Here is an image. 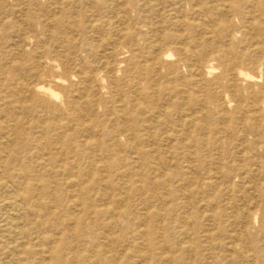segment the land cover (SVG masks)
Masks as SVG:
<instances>
[{"label":"rangeland","instance_id":"374dc122","mask_svg":"<svg viewBox=\"0 0 264 264\" xmlns=\"http://www.w3.org/2000/svg\"><path fill=\"white\" fill-rule=\"evenodd\" d=\"M0 147V264H264V0H0Z\"/></svg>","mask_w":264,"mask_h":264},{"label":"bare ground","instance_id":"6f19581e","mask_svg":"<svg viewBox=\"0 0 264 264\" xmlns=\"http://www.w3.org/2000/svg\"><path fill=\"white\" fill-rule=\"evenodd\" d=\"M158 55V54H157ZM155 56V55H154ZM156 57H159V56H156ZM32 100V99H31ZM82 125V124H81ZM9 128V127H8ZM7 128V129H8ZM63 142V141H62ZM87 142V141H86ZM5 143V142H4ZM3 146H4V144H3ZM7 147V146H6ZM4 148V147H3ZM0 149H1V147H0ZM102 149V148H101ZM3 150V149H2ZM5 151V150H4ZM74 151V150H73ZM3 152V151H2ZM76 153V152H75ZM1 154V153H0ZM8 155V154H7ZM6 155V156H7ZM49 155V154H48ZM44 156V155H43ZM1 157H2V155H0V161H1ZM74 157V156H73ZM44 159V158H43ZM45 160V159H44ZM45 162V161H44ZM48 162V161H47ZM44 164V163H43ZM75 165H77L76 163H75ZM12 168V167H11ZM90 170H92V169H90ZM94 170V169H93ZM2 172H3V170H2ZM4 172H5V170H4ZM92 172V171H91ZM0 173H1V169H0ZM26 173V172H25ZM71 173H73V172H71ZM93 173V172H92ZM94 173H95V171H94ZM4 175V174H3ZM37 175V174H36ZM69 175H70V173H69ZM5 176V175H4ZM3 177V176H2ZM38 177V176H37ZM4 178V177H3ZM0 180H1V174H0ZM38 181H40V179L38 180ZM80 184V183H79ZM81 185V184H80ZM79 185V186H80ZM8 186V185H7ZM24 186V185H23ZM25 186H27L26 184H25ZM78 185H76V187H77ZM81 187V186H80ZM79 187V188H80ZM9 189V188H8ZM18 190V189H17ZM7 193H8V190L6 191ZM1 193V192H0ZM5 193V192H4ZM12 194H13V192H11ZM10 193V195H9V193L7 194V195H4L3 193H1V195H2V199H1V195H0V201H4L5 202V204L8 206H12V208L15 206V200H16V196H13L12 194ZM81 192H79V194H80ZM16 194H17V192H16ZM18 194H20L19 192H18ZM78 194V193H77ZM83 193H81L80 195H82ZM83 196V195H82ZM81 196V197H82ZM19 197V196H18ZM52 198V197H51ZM53 199V198H52ZM2 203V202H1ZM22 203V202H21ZM3 204V203H2ZM39 206V205H38ZM17 207V206H16ZM25 207V206H24ZM15 208V207H14ZM18 208H19V206H18ZM12 210V209H11ZM14 210V209H13ZM40 210V209H39ZM94 210V209H93ZM10 211V210H9ZM15 211V210H14ZM22 211V210H21ZM72 213H74V212H72ZM16 214V213H15ZM18 214V213H17ZM17 216V215H16ZM19 216V215H18ZM43 216V215H42ZM21 217V216H20ZM79 217V216H78ZM16 218V217H15ZM77 218V217H76ZM78 219V218H77ZM9 225V224H8ZM13 226V225H12ZM20 227V226H19ZM22 228V227H21ZM20 228V229H21ZM16 229H17V227H16ZM19 229V228H18ZM17 229V230H18ZM9 230H10V228H9ZM13 231H15V229H13ZM21 231V230H20ZM17 232V231H16ZM16 240V239H15ZM53 240V239H52ZM0 241H1V239H0ZM6 242H8V241H5L4 242V244L6 243ZM43 243V242H42ZM45 245V244H44ZM11 251V250H10ZM45 252V251H44ZM52 252V251H51ZM94 257V256H93ZM47 261V260H46ZM43 263V262H42ZM4 264V263H3ZM11 264V263H10ZM13 264V263H12ZM15 264V263H14Z\"/></svg>","mask_w":264,"mask_h":264}]
</instances>
